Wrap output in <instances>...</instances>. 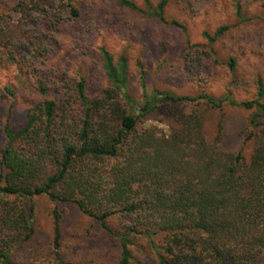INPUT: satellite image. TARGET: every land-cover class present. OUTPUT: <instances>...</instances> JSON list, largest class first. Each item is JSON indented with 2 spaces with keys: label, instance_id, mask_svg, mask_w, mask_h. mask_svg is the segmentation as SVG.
<instances>
[{
  "label": "trees",
  "instance_id": "16d2710c",
  "mask_svg": "<svg viewBox=\"0 0 264 264\" xmlns=\"http://www.w3.org/2000/svg\"><path fill=\"white\" fill-rule=\"evenodd\" d=\"M167 2L153 5L143 0L145 13L183 28L165 18ZM118 3L142 10L130 0ZM15 11L32 23L78 15L72 0H19ZM4 25L0 20V32L8 31ZM100 55L108 81L101 96L88 97L81 78L76 84L78 112L46 97L29 108L23 127L13 131L5 124L3 128L0 264H12L11 251L33 233L32 214L16 199L41 194L53 202L75 204L104 226L113 214L131 215L132 223L115 234L120 246L115 264H131L130 245L137 236L149 242L158 264H264V136H258L246 164L239 152H222L207 143L199 122L192 126L184 121L188 128L168 137L157 136L152 129L137 130L139 120L161 105L184 102L253 110L249 125L257 130L264 126L259 120L264 116L263 89H258L255 99L240 101L229 94L190 97L155 90L138 103L127 92L126 58L114 59L105 48H100ZM234 65L230 59V68ZM38 89L47 93L41 82ZM4 94L14 92L5 85L0 100ZM53 212L52 242L58 249L60 214ZM56 256L59 264H65Z\"/></svg>",
  "mask_w": 264,
  "mask_h": 264
},
{
  "label": "rangeland",
  "instance_id": "374dc122",
  "mask_svg": "<svg viewBox=\"0 0 264 264\" xmlns=\"http://www.w3.org/2000/svg\"><path fill=\"white\" fill-rule=\"evenodd\" d=\"M18 1L0 0V20L8 27L0 32V88L8 85L14 92L0 100V147L6 144L5 124L13 131L23 127L29 108L46 97L78 112L76 84L81 78L88 97L101 96L108 81L100 48L114 59L126 58L127 92L138 103L155 90L252 100L260 87L264 101V0H168L165 18L183 28L147 15L143 0H130L143 11L118 0H72L76 17L64 14L57 21L46 17L36 23L15 11ZM159 1L150 0L153 5ZM220 27L225 29L217 35ZM40 82L47 87L45 95L39 92ZM253 113L230 105L166 104L141 118L137 130L168 137L188 128L184 121L192 126L199 122L207 143L222 152H239L247 164L258 136H264V126L252 130L249 125ZM16 201L31 212L33 233L11 251L12 264H59L56 254L65 264H115L120 251L115 234L132 223L131 215L117 213L104 226L75 204L53 202L45 194ZM55 209L60 214L58 249L52 242ZM130 247L131 264H158L145 238L133 237Z\"/></svg>",
  "mask_w": 264,
  "mask_h": 264
}]
</instances>
